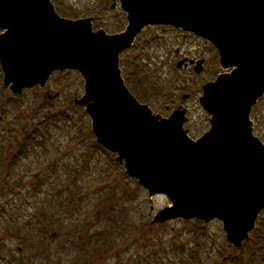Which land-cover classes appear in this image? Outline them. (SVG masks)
I'll use <instances>...</instances> for the list:
<instances>
[{
	"label": "water",
	"instance_id": "95a60500",
	"mask_svg": "<svg viewBox=\"0 0 264 264\" xmlns=\"http://www.w3.org/2000/svg\"><path fill=\"white\" fill-rule=\"evenodd\" d=\"M118 1L127 24L108 34L93 31L89 18L61 17L51 0H0L3 87L21 93L43 87L56 70H78L84 93L75 103L84 107L97 142L149 197L163 194L169 201L152 222L216 219L238 248L264 210V143L250 118L264 94V0ZM152 25L207 40L220 67L230 69L201 87L198 102L209 129L197 140L183 126L184 110L153 113L121 76L120 53ZM202 68L203 59L196 61L195 72Z\"/></svg>",
	"mask_w": 264,
	"mask_h": 264
},
{
	"label": "rangeland",
	"instance_id": "374dc122",
	"mask_svg": "<svg viewBox=\"0 0 264 264\" xmlns=\"http://www.w3.org/2000/svg\"><path fill=\"white\" fill-rule=\"evenodd\" d=\"M54 1L61 11H70L73 5H78L80 14L87 4L96 6L99 2ZM134 51L138 52V57L134 60L130 56L131 61H125L123 74L136 76L133 81L136 87L139 83L148 91L158 87L163 92L154 103L148 101L153 112L167 116L169 112L164 105H172L171 100H175V103L178 100L187 108L193 122L203 123L204 115L198 103V96L201 94L199 89L202 84L215 79L216 73L212 71L214 68L206 66V70L196 74L190 68H177L176 62L183 57L202 56L207 58L209 66L213 59L209 43L182 35L168 26H153L145 30L142 41ZM129 62L136 64L132 66ZM2 81L0 69V141H5L0 143L2 152L6 141L12 140L11 137L17 134L16 131H8V125L21 127L29 121L31 125L36 123L37 127L44 124L50 127L58 140L65 139L64 127H91L90 118L84 110L65 108V105L70 106V94L75 90L83 92V81L76 71L56 73L50 77L48 85L51 93L60 91L68 84L64 94L50 105L42 103L43 89L33 87L24 89L19 94H12L8 88L3 87ZM185 90L190 91L191 95L182 100L181 95ZM251 117L258 119L254 133L264 142V97L252 109ZM100 160L102 164L109 165V181L116 187L103 186L98 176L100 165L89 164L92 165L89 172L78 170L81 187H85L82 186L85 182L87 184L85 192L80 190L83 192L78 195L77 205L72 211L61 212L46 206L44 210H40L37 206L43 192L48 190L46 181L40 186L39 193L30 196L28 185H21L20 192L27 198L25 206L19 210H8L6 201L11 197L8 198L4 185L10 179L5 177L0 165V264H209L210 248L216 249L226 241L219 221H211L206 230H202L199 224L194 225L193 220L152 222L149 206L153 205L154 211L160 209L168 204L167 198L160 194L149 200L146 190L128 176L123 179L122 166L109 161L108 157ZM68 161L67 157L55 171L69 172ZM24 162L26 161L22 160L18 165L17 171L23 167ZM64 178L58 179L55 176L49 182L60 183ZM28 200L32 206L27 204ZM38 220L43 221V226L38 225ZM45 224L47 225L44 226ZM59 228L72 232V245L69 244V239H64V232L60 233L62 237H56L59 235ZM263 229L264 211L257 217L247 247L253 246L257 234ZM197 242L200 246L199 255L192 257L191 251ZM59 245L62 250L57 252ZM182 247L183 254L180 253Z\"/></svg>",
	"mask_w": 264,
	"mask_h": 264
},
{
	"label": "flooded vegetation",
	"instance_id": "af4514ba",
	"mask_svg": "<svg viewBox=\"0 0 264 264\" xmlns=\"http://www.w3.org/2000/svg\"><path fill=\"white\" fill-rule=\"evenodd\" d=\"M52 1L54 2V0ZM98 1L99 2L97 3L96 6H90L89 4H87V6L84 7L85 9L82 10L81 14L78 11L79 6L73 5L71 7V10L75 12V15L67 18H73V19L90 18L91 27L93 30L103 28L108 34L121 32L127 24V19L125 12H123L119 7V1L118 0H102V1L98 0ZM53 4L57 10L58 8L55 2ZM108 12H115V14H109ZM58 14L60 16H64L59 12ZM150 27L148 26L144 30H142L135 37L131 46L122 51L119 57V63L121 69H124L123 67L125 65V61L128 60L131 61V58L129 59L130 56L134 57V60L138 57V52L134 51V48H136V46L140 44V42L142 41V35L144 34L145 30ZM160 27H165V26L161 25ZM168 27L172 28L175 31L180 32L182 35L189 36L195 39H202L190 32H185L179 28H174L171 26ZM209 48L210 50H212V58H213L211 61L212 63L209 66L207 65L206 57L191 56V57L182 58L184 62L182 63L181 67L190 68L194 73H196L194 70L195 63L197 60L203 59L204 61L203 68L200 72L206 70L207 67L208 68L210 67V69L212 67L214 68L212 69V71L216 73L215 75L216 77L217 74H219L223 70L220 68L218 63V59H219L218 51L210 43H209ZM176 53H178V51H176ZM190 60H193L194 62L190 63L189 62ZM129 63H131L132 66H135L136 64L133 62H129ZM67 71L68 70H65L64 72ZM224 71H229V69ZM56 73H61V72H55L54 74ZM131 76L133 78L136 77L133 75ZM48 82L49 80L45 83L43 87L35 86V87H39L40 89H43V92L41 93L42 103H44L45 105L52 104L53 101H56L61 95H63L64 90L68 85L67 84L60 91H58L59 93L58 96L53 97V94L55 92L51 93ZM199 90L200 92H202L201 88ZM185 91L186 92L181 95L182 100L187 99L191 95L190 91L187 90ZM82 94L83 92L79 93L78 90H75L74 93L70 94L69 95V97L71 98L70 106L65 105V108L70 107V109L74 108L72 110H84L83 107L75 104V100L79 98ZM183 95H185V97H182ZM171 103L173 104L164 105L165 110L168 111L169 113L173 109H180L185 111V115L187 116L188 120L184 123V128L187 129V135L189 138H191L192 140H197L205 132H207V130L209 129V124H208V115H206L205 112H203L204 115L203 123L193 122L184 104L180 103L178 100L176 101V103L175 100L174 101L171 100ZM1 121H2V117L0 116V122ZM30 123L31 121H29L27 125H23L21 127H15L14 125L6 126L8 128V131L17 132V134L11 137L12 140L6 141L4 152L0 150L1 153L0 165H2L1 170L3 171V174L6 175L5 177H7V179L8 178L10 179V182L4 185V187L6 188V192L9 195L8 198L11 197L6 201L7 202L6 208L8 210H12V211L17 209L19 210L23 206H25L24 202L27 200V198L24 195H22L20 192L21 185L23 186L28 185V188L30 189L29 190L30 193L29 196H30L32 194L39 193L40 186L45 184L46 181V183H48V190L47 192H43V196L39 198L37 203V206L41 208L40 210H44L45 209L44 206H46L47 208L55 209L57 212L72 211L77 205L78 195L83 192L80 190L83 189L85 192L87 186L85 182L84 184H82V186L84 185L85 187H81L80 182H78V170H81L83 172L85 171L89 172L88 170L92 168V165L89 164L96 163L100 165V170H99L100 174H98V176L100 179L99 182H101L103 186H107V187L111 186L114 188L116 187V186H112L115 184H111L112 182L110 183L109 181V176H110L109 165L102 164L100 158L108 157L109 161H112L113 163H117L122 167L123 164L117 160L116 154L102 147L97 142L91 127H64L63 136L65 137V139L58 140L55 139V136H53L50 127H47V125L44 126L43 124L42 126L37 127L35 126L36 123H34V125H31ZM255 125H258V119L256 120L253 119V127H255ZM0 127H2L1 124ZM71 131H73V133ZM4 142L5 141H0V143H4ZM4 153H6L7 155H5ZM67 157L70 160L68 161L69 172L62 170H60L59 172L58 170L55 171L57 167L61 165V162H64ZM22 160H25L26 162H24L23 167L19 171H17L16 169L18 168V165L22 162ZM66 168L67 167H63V169ZM55 176H57L58 179L63 178V176L65 178L60 183H55V181L50 183L49 181L55 179ZM125 176L126 174L125 172H123V179L125 178ZM52 185H55V187L52 188ZM134 192L135 190H133L132 194H134ZM20 194L22 200L20 199ZM27 204L32 206L29 200L27 201ZM1 209H3V207H1ZM155 211L152 208V211L149 213V215L152 216ZM27 222L28 224H30V221ZM37 223L39 226H43V221L38 220ZM196 223H201V222H196ZM46 225L47 224H45L44 226ZM61 232H64L65 234L64 239H69V244L72 245V243H74L73 241L74 237H72L71 235L72 232H68L65 228H59V235H57L56 237H62L60 235ZM54 235L55 233H53L52 236ZM81 238L82 237H80V239ZM60 245L59 248L56 249L57 252L58 251L60 252L62 250V246L60 247ZM65 254L67 253L65 252ZM68 255H72V253H68Z\"/></svg>",
	"mask_w": 264,
	"mask_h": 264
},
{
	"label": "trees",
	"instance_id": "16d2710c",
	"mask_svg": "<svg viewBox=\"0 0 264 264\" xmlns=\"http://www.w3.org/2000/svg\"><path fill=\"white\" fill-rule=\"evenodd\" d=\"M59 11L62 12L61 14L63 15H75V12L72 10ZM123 76L125 77L127 86L129 87L133 95L143 103H149L148 101L154 103V100L159 98L163 94V92L158 87L152 88L149 91L148 89H144V86L139 84L138 81L135 82V84L138 83L137 87L134 86L133 81L135 80V78L130 76L128 73L123 74ZM193 222L195 223L194 225H200V223H196L195 221ZM206 228L204 230H206ZM102 242L105 243L104 238H102ZM248 243H250V241L246 240L240 248H234L224 240V243L218 246L216 249L210 248L209 257L211 259L209 261V264H264V229L257 234V237L252 247H247ZM194 245L196 247H194L191 251L192 257L199 255L200 246L198 245V242L194 243ZM183 252L184 249L182 247L180 249V253L183 254Z\"/></svg>",
	"mask_w": 264,
	"mask_h": 264
}]
</instances>
